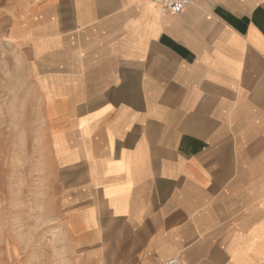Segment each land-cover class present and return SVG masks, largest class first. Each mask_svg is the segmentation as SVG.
<instances>
[{"label": "crops", "instance_id": "1", "mask_svg": "<svg viewBox=\"0 0 264 264\" xmlns=\"http://www.w3.org/2000/svg\"><path fill=\"white\" fill-rule=\"evenodd\" d=\"M61 187L64 264H264V0H0Z\"/></svg>", "mask_w": 264, "mask_h": 264}, {"label": "rangeland", "instance_id": "2", "mask_svg": "<svg viewBox=\"0 0 264 264\" xmlns=\"http://www.w3.org/2000/svg\"><path fill=\"white\" fill-rule=\"evenodd\" d=\"M2 34L0 264H64L61 187L45 122L30 71Z\"/></svg>", "mask_w": 264, "mask_h": 264}, {"label": "built area", "instance_id": "3", "mask_svg": "<svg viewBox=\"0 0 264 264\" xmlns=\"http://www.w3.org/2000/svg\"><path fill=\"white\" fill-rule=\"evenodd\" d=\"M158 5L165 11H170L175 14H179L183 12L186 6L191 3V0H150ZM105 264V263H100ZM162 264H185L181 259L178 257L170 258L164 261Z\"/></svg>", "mask_w": 264, "mask_h": 264}]
</instances>
